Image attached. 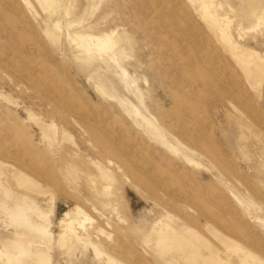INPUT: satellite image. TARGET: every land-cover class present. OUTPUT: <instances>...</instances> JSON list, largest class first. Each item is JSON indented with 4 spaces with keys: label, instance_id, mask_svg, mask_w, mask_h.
<instances>
[{
    "label": "rangeland",
    "instance_id": "obj_1",
    "mask_svg": "<svg viewBox=\"0 0 264 264\" xmlns=\"http://www.w3.org/2000/svg\"><path fill=\"white\" fill-rule=\"evenodd\" d=\"M155 1L58 0L50 12L42 8L40 0H0V163L23 162L30 173L40 175L43 189L49 188L43 195L26 191L10 174L2 175L1 180L9 179L12 187L25 190L36 200L46 216L33 212L32 217L42 223L46 220L56 237L58 219L69 207L85 205L93 216L91 208L96 206L103 213L98 241L124 264H180L166 262L164 257L183 254L182 250L166 252L156 246L158 231L168 224L189 225L218 244L216 235L209 233L227 234L242 247L228 264H241L238 256L250 251L255 256L246 257L248 264H264V78L261 85L248 82L244 70L225 49L227 42L211 31L212 26H219L232 40L264 55V22L246 20V0H206L220 17L217 22L207 19L201 7L204 0ZM56 22L59 27H54ZM104 32L113 33L114 48L105 55L95 50L93 58H88L79 46L78 33ZM205 52L214 54L219 62L199 64L196 56ZM119 64L126 68L127 78ZM217 70L224 71L230 84L214 75ZM58 88L60 93L55 91ZM52 122L57 131L48 136L41 123ZM63 130L73 135L77 147L69 139L61 140ZM241 143L246 146L244 152ZM95 161L115 175V182L100 180ZM88 171L95 176L89 177ZM183 192L188 194L186 199ZM0 198L12 203L1 192ZM0 208V264H8L3 242L16 237L17 225ZM186 235L191 233L186 231ZM56 240L53 252L55 260L62 259L61 264H108L107 255L97 256L87 240L73 242L71 257L67 254L71 240L64 246ZM10 250L16 248L10 246ZM198 251L208 252L203 246ZM29 259L26 255L23 262ZM200 260L193 262L200 264Z\"/></svg>",
    "mask_w": 264,
    "mask_h": 264
},
{
    "label": "bare ground",
    "instance_id": "obj_2",
    "mask_svg": "<svg viewBox=\"0 0 264 264\" xmlns=\"http://www.w3.org/2000/svg\"><path fill=\"white\" fill-rule=\"evenodd\" d=\"M39 1V0H38ZM155 1V0H154ZM166 1V0H165ZM168 1V0H167ZM166 1V2H167ZM172 1V0H171ZM40 2H42L43 4L41 5L42 8L47 7L49 8H56L58 5V0H40ZM156 2V1H155ZM169 2V1H168ZM175 2V1H174ZM180 2V1H178ZM25 3V2H24ZM29 3V2H28ZM182 3V2H181ZM64 4V3H63ZM170 4V2H169ZM29 5H31V3H29ZM168 5V3H167ZM246 6L244 7V12H245V16H246V20H248L250 23H259V22H264V5L262 4L261 0H246ZM26 6L27 3H26ZM40 6V8H41ZM44 6V7H43ZM64 6V5H63ZM173 6V5H172ZM211 5L208 3V1L204 0L203 4L201 5V7L203 8V11L206 13L207 15V19L212 21V22H217L218 19L220 17H218L217 13H215L214 11L210 10L209 7ZM214 6V5H213ZM30 7V6H28ZM162 7V6H161ZM170 7V6H169ZM32 8V6L30 7ZM34 8V7H33ZM32 8V9H33ZM172 8V7H171ZM201 8V9H202ZM46 8H44L45 10ZM160 8H157V10ZM183 9V8H182ZM46 11H48L46 9ZM171 11V10H170ZM168 11V12H170ZM43 12V10H42ZM51 12V11H50ZM241 12V11H240ZM36 13V12H35ZM44 13V12H43ZM171 13V12H170ZM54 14V13H53ZM184 14V13H183ZM38 15V14H37ZM186 15V14H184ZM181 15L180 16H183ZM10 17V16H9ZM23 17V16H22ZM38 17V16H37ZM226 16H224L225 18ZM12 18V16H11ZM18 18V17H17ZM187 21V20H185ZM190 21V20H188ZM203 21V20H202ZM29 22V21H28ZM31 22V21H30ZM179 22V21H178ZM204 22V21H203ZM32 23V22H31ZM60 23V22H58ZM58 23L56 22L54 27L58 26ZM191 23V21H190ZM179 24V23H178ZM187 24V23H186ZM189 24V23H188ZM54 25V23H53ZM226 25V24H225ZM60 26V24H59ZM58 26V27H59ZM182 26V24L180 25ZM186 26V25H185ZM31 27V26H29ZM184 27V26H183ZM189 27V26H187ZM207 27V26H206ZM211 27V26H210ZM207 27V28H210ZM228 27V24H227ZM186 28V27H185ZM184 28V29H185ZM32 29V28H29ZM59 30V28H57ZM61 29V28H60ZM229 29V28H228ZM210 30V29H209ZM214 31L215 33H220V37L225 40L227 43L225 45V49L230 53V55L236 59L237 64L242 68L243 74H246V77L248 79V82L253 83L255 82L256 84L261 85V81L264 78V55L257 49H251L248 48L247 46H245V44L243 43H239L236 42L234 40L231 39V36L226 33L223 29H221L219 26L216 28L214 26H212L211 31ZM241 31V30H240ZM186 32V31H185ZM237 32V30H236ZM115 33V31L113 32ZM111 32H104V33H98V34H93V33H78V38L80 39V47L82 49V47L84 48V50L88 53V58H93L94 56V51L98 50L99 53L101 54H106L108 51H110L111 49L114 48L115 44H116V40L112 37ZM47 35V34H46ZM52 35V34H51ZM178 35H180L178 33ZM77 36V35H76ZM177 36V35H176ZM38 37V36H37ZM54 37V36H53ZM77 38V39H78ZM215 38V36H214ZM240 38V37H239ZM40 39L41 36H40ZM190 39V38H189ZM45 41V40H43ZM72 41L74 42V39H72ZM217 41V40H216ZM76 42V40H75ZM220 42V41H219ZM188 44V43H187ZM77 45V46H78ZM189 46V45H187ZM192 47V46H190ZM189 47V48H190ZM214 47V46H213ZM213 47H209V48H213ZM166 49V48H165ZM192 49H194L192 47ZM201 50V49H200ZM210 50V49H209ZM213 50V49H212ZM46 51V50H45ZM192 51V50H191ZM211 51V50H210ZM49 52V51H48ZM194 52V50H193ZM192 52V53H193ZM215 52V51H214ZM44 53V52H43ZM46 53V52H45ZM191 53V54H192ZM199 53V51H198ZM195 54V52H194ZM52 55V54H51ZM224 56V55H223ZM196 61L202 65L203 61H214V62H219V60L216 61V57L213 55H208L206 52L202 53V54H198L196 56ZM50 58V57H49ZM112 60H115V56H111L110 57ZM1 59V58H0ZM48 59V57H47ZM51 59V58H50ZM49 59V60H50ZM53 59V58H52ZM51 59V60H52ZM55 63H57L55 61ZM226 63H228V61H226ZM8 64V63H7ZM6 64V65H7ZM212 64V63H211ZM183 65V64H182ZM19 66V65H18ZM40 66V64H39ZM51 66V65H50ZM179 66V65H178ZM177 66V67H178ZM218 66V64L216 65ZM21 67V66H20ZM26 67V66H25ZM119 67L122 71V74L124 75L125 78L128 77V72L126 70V68H124L123 66H121L119 64ZM184 67V65L182 66ZM198 67V66H197ZM203 69V66H201ZM11 68V67H10ZM13 68V67H12ZM55 68V67H54ZM20 69V68H19ZM19 69H17L19 71ZM27 69V68H26ZM29 69V68H28ZM56 69V68H55ZM188 69V68H187ZM200 69V68H199ZM13 70V69H12ZM191 70V69H190ZM20 72V71H19ZM65 72V71H64ZM63 72V73H64ZM194 72V71H193ZM204 72V71H203ZM202 72V73H203ZM212 72V71H211ZM224 72V71H223ZM223 72H219V70H217L216 74H214L215 76H217L219 78L220 81L222 82H226L229 83L226 79L227 76H224ZM62 72H60L61 74ZM215 73V72H214ZM20 74V73H19ZM27 76V75H26ZM30 76V75H29ZM59 76V75H58ZM63 76V75H60ZM59 76V77H60ZM209 76V75H207ZM206 76V77H207ZM71 77V76H70ZM29 78V77H28ZM42 78V76H41ZM35 79V78H34ZM37 79V78H36ZM63 79V78H62ZM72 79V78H71ZM26 80V79H25ZM38 80V79H37ZM230 80V79H229ZM39 81V80H38ZM231 81V80H230ZM35 82V81H33ZM37 82V81H36ZM40 82V81H39ZM51 82V81H49ZM48 82V83H49ZM61 81H59L60 83ZM73 82V81H72ZM56 83V81H55ZM63 83V82H61ZM60 83V84H61ZM33 84V83H31ZM35 84V83H34ZM52 84V83H51ZM50 84V85H51ZM230 84V83H229ZM41 85V84H39ZM227 85V84H226ZM75 86V85H74ZM245 86V85H244ZM36 87V86H35ZM66 87H68L66 85ZM78 87V86H76ZM75 87V88H76ZM189 87V86H188ZM237 87V86H236ZM51 88V87H50ZM56 88V87H54ZM48 89V88H47ZM78 89V88H77ZM246 89V88H245ZM58 90V91H57ZM55 90L56 92H59V88ZM231 90V89H230ZM234 90V88H233ZM247 90V89H246ZM54 91V92H55ZM63 91V90H62ZM248 91V90H247ZM219 92V91H218ZM224 92V91H223ZM222 92V93H223ZM60 93V92H59ZM58 93V94H59ZM74 93V92H73ZM187 93V92H186ZM219 93V94H222ZM190 94V92H189ZM233 94V92H232ZM238 94V93H237ZM2 95V94H1ZM55 95V94H53ZM57 95V93H56ZM61 95H64L61 93ZM191 95V94H190ZM225 95V94H222ZM9 96V95H8ZM8 96H6L5 99L8 98ZM75 96V95H74ZM65 97V95H64ZM197 98V97H196ZM59 99V98H58ZM63 99V97H62ZM70 99V98H68ZM14 100V98H13ZM57 100V99H56ZM242 100V99H241ZM9 101V99L7 100ZM71 101V100H70ZM198 101V100H197ZM243 101V100H242ZM246 101V100H245ZM11 102V101H10ZM57 102V101H56ZM64 102V100H63ZM63 102L61 105H63ZM69 102V101H68ZM199 102V101H198ZM241 102V101H240ZM248 102V101H247ZM49 105L50 102H48ZM73 103V102H71ZM242 103V102H241ZM11 104V103H10ZM17 104V103H16ZM65 104V102H64ZM151 104V103H150ZM15 105V104H13ZM52 105H55L54 102ZM66 105V104H65ZM64 105V106H65ZM74 105V104H73ZM19 106V105H17ZM76 107V105H74ZM232 106V105H231ZM255 106V105H254ZM52 107V106H50ZM235 107V112H238V109L236 106ZM54 108V106H53ZM57 108V107H56ZM63 109V106L61 107ZM66 108V107H65ZM92 108V107H91ZM67 109V108H66ZM79 109V108H78ZM234 109V108H232ZM60 110V109H59ZM80 110V109H79ZM87 110V109H86ZM88 111V110H87ZM87 111H85L87 113ZM263 111V110H262ZM59 112V111H58ZM63 112V111H62ZM72 112V111H71ZM135 112L138 114H141L140 111L138 109H135ZM259 112V111H258ZM84 113V112H83ZM186 113V112H185ZM206 113V112H205ZM240 113V112H239ZM30 114V113H29ZM33 114V113H32ZM65 114V113H64ZM78 114H80L78 112ZM254 114H256L254 112ZM259 114H261L259 112ZM263 114V113H262ZM261 114V115H262ZM76 115V114H75ZM82 115V114H81ZM93 115V114H92ZM243 115V114H242ZM248 115V114H247ZM103 116V115H102ZM192 116V115H191ZM31 118V116H29ZM101 117V116H100ZM242 117V116H241ZM33 118V117H32ZM31 118V119H32ZM37 118V117H36ZM35 118V119H36ZM94 118V117H93ZM97 118V117H96ZM96 118H94V120H96ZM103 118V117H102ZM204 118V117H203ZM241 119V118H240ZM93 120V121H94ZM197 120V119H196ZM38 121V120H37ZM78 122V120H76ZM249 121V120H248ZM259 121V120H257ZM150 122V121H149ZM183 122V121H182ZM238 122H241V120L238 119ZM201 123V122H199ZM211 123V122H210ZM43 126H45L46 131H48L49 133L47 134L49 135H55L56 131H57V125L52 122L49 124H44L41 123ZM150 125L153 126V129L157 130V127L155 125H153L150 122ZM198 125V124H197ZM80 126V125H79ZM85 126V125H84ZM200 126V125H199ZM241 126V125H240ZM103 128V127H102ZM117 128V127H116ZM115 128V130H116ZM86 129V128H85ZM188 129V128H187ZM245 129V128H244ZM104 130V129H103ZM205 130V129H204ZM112 131V130H110ZM207 131V130H206ZM247 131V130H245ZM250 132V130H248ZM119 132V131H118ZM248 132V133H249ZM47 133V132H46ZM111 133V132H110ZM109 133V134H110ZM261 133V132H260ZM90 134V133H89ZM250 134V133H249ZM263 134V133H262ZM261 134V136H262ZM2 135V134H1ZM115 135V134H114ZM35 136V135H34ZM47 136V137H48ZM62 139L65 138V141H68V139L71 142L73 141V135L71 133H69L67 130H63L62 131ZM98 136V134H97ZM100 136V135H99ZM113 136V135H111ZM117 136V135H115ZM119 136V135H118ZM121 136V133H120ZM251 136V135H250ZM259 136V137H258ZM256 136L260 139V135ZM33 138V136H31ZM101 137V136H100ZM242 137L245 138L244 134H242ZM121 138V137H120ZM120 138H116V140H119ZM255 138V136H254ZM35 139V138H34ZM176 139V138H175ZM181 139V138H180ZM246 139V138H245ZM251 139V138H249ZM257 139V140H259ZM47 140V139H46ZM183 140V139H181ZM211 141V140H210ZM247 141V140H246ZM261 141V140H260ZM74 142V141H73ZM72 142V143H73ZM116 142V141H115ZM120 142V141H119ZM125 142V141H124ZM178 142V141H177ZM34 143V141H33ZM126 143V142H125ZM179 143V142H178ZM71 144V143H70ZM132 144V143H131ZM130 144V145H131ZM31 145V144H30ZM73 145V144H72ZM129 145V144H127ZM135 145V143H134ZM182 145V144H181ZM12 146V145H11ZM36 146V145H35ZM74 146L77 147V145H75L74 142ZM8 147V146H7ZM10 147V146H9ZM13 147V146H12ZM121 147V146H120ZM216 147V146H215ZM240 149L242 152H244L246 146L245 144L241 143L239 145ZM263 147V146H262ZM39 148V147H36ZM61 148V147H60ZM123 148V147H122ZM255 148V147H254ZM25 149V147H24ZM118 149V148H117ZM134 149L131 146V150ZM217 149V148H216ZM38 150V149H37ZM189 150V149H188ZM200 150V149H199ZM4 151V149L2 150ZM1 151V152H2ZM39 151V150H38ZM129 151V150H128ZM217 151V150H216ZM263 150H261L262 152ZM13 152V151H12ZM10 152V153H12ZM16 152V151H15ZM40 152V151H39ZM43 152V151H41ZM131 152V151H129ZM133 152V151H132ZM9 153V151H8ZM9 153V154H10ZM44 153V152H43ZM42 153V154H43ZM137 153V152H134ZM207 153V150H206ZM16 154V153H15ZM221 154V153H220ZM4 155V153H3ZM2 155V157H3ZM7 155V154H6ZM18 155V154H17ZM45 155V153H44ZM129 155V154H128ZM10 157H12L13 155H9ZM19 156V155H18ZM21 156V154H20ZM26 156V155H24ZM46 156V155H45ZM264 156V155H263ZM262 156V157H263ZM6 157V156H5ZM22 157V156H21ZM33 157V156H32ZM130 157V156H129ZM223 158V156H221ZM220 157V158H221ZM19 158V157H18ZM131 158V157H130ZM143 158V157H142ZM8 159V158H7ZM12 160V158H10ZM45 159V157H44ZM43 159V160H44ZM134 159V158H133ZM184 159L186 160V158L184 157ZM224 159V158H223ZM126 160V159H125ZM148 161V159L145 158V161ZM261 160V159H260ZM18 161V160H17ZM50 161V160H49ZM141 161V160H140ZM144 161V162H145ZM187 162H189L188 160H186ZM213 161V160H212ZM223 161V160H222ZM227 161V160H226ZM225 161V162H226ZM35 162V161H33ZM126 162V161H125ZM135 162H138L137 159ZM143 162V163H144ZM21 163V162H20ZM30 163V162H29ZM28 163V164H29ZM32 163V162H31ZM50 163V162H49ZM140 163V162H139ZM262 163V162H261ZM259 163V164H261ZM141 164V163H140ZM216 164V163H215ZM226 164H230V163H226ZM26 165V164H25ZM30 166H32L33 164H29ZM95 168L98 169V176L101 179H105V181L107 182L108 180H113L115 178V175L113 173H111V171L104 167L99 161H95L94 162ZM142 165V164H141ZM140 165V167H141ZM144 165V164H143ZM262 165V164H261ZM27 166V165H26ZM145 166V165H144ZM143 166V167H144ZM147 166V165H146ZM229 166V165H228ZM43 167V165H42ZM30 168V167H29ZM34 168V165H33ZM71 168V167H70ZM147 168V167H146ZM150 168V167H149ZM232 168V167H231ZM241 168V167H240ZM74 169V168H73ZM142 169V168H139ZM144 169V168H143ZM148 169V168H147ZM145 170V169H144ZM33 171V170H32ZM42 171V170H41ZM147 171V170H146ZM43 172V171H42ZM49 172V171H48ZM154 173V171H152ZM237 172V171H236ZM47 172H44V174ZM51 173V172H49ZM7 174L13 177L15 183L17 185H19L20 187H22L23 189L27 190H34L35 192H37L38 194L41 193H45L46 192V187L43 189L42 185H41V181H39L40 177L38 178L37 176L40 175H34L33 173H30L24 166V163L22 162V164L18 165V164H13V163H6V162H1L0 163V192L4 195V198H10L12 200V203H9L7 200L5 199H1L0 198V205L2 207V210H4L10 217L11 220H13L12 222H14V224L16 223L17 228H16V237L15 238H10V239H5L4 243V247H6V252L5 255L7 256V263L10 264L12 262H17V263H21L23 262V257L24 256H29L30 259L26 262H23V264H61L62 259L58 258L57 260H55V256H54V252H53V246L55 243V239L57 245L59 246H64L68 244V241L71 240V244L67 246V254L69 257L72 256L71 250H72V245L74 241H82V240H87L89 241V243L92 245V247L94 248L96 255L100 256L102 254H106L107 256V262L108 264H124L122 261H120L119 259H117L116 255L114 253H112V251L105 249L102 245V243H100L98 241V235L103 232V227L100 224V220L102 218L103 213L100 212V210L94 206L91 208V213L93 214V216L88 212V210L86 208H84V206L82 207L79 203L74 204L73 206L69 207V209L67 211H65L63 213V215L58 219V225L60 226V231L57 234V237L54 236V234L50 231L49 226L45 222H39L37 219H34L31 215V213H36L38 215V217H45L46 215H44V213L39 210V208L35 205V199H33L28 192H26L25 190H18L15 187H12L11 184H9V179H7V183L6 184L5 181L1 180V176ZM39 174V173H38ZM48 174V173H47ZM88 176L92 177L95 176L94 173L92 171H88ZM147 174V173H146ZM152 174V173H151ZM155 174V173H154ZM224 174V173H223ZM239 174V173H238ZM242 175V174H241ZM9 176V177H10ZM157 176V175H155ZM179 176V175H178ZM8 177V178H9ZM88 177V178H89ZM180 177V176H179ZM228 177V176H227ZM43 179V177H41ZM157 178V177H156ZM241 179V177H239ZM99 179V178H98ZM173 179V178H172ZM243 179V178H242ZM158 180V178H157ZM247 180V179H246ZM44 181V180H43ZM49 181V180H46ZM159 181H163V180H159ZM258 181V180H257ZM91 182H93V180H91ZM110 183H112V181H109ZM158 182V181H157ZM160 182V183H161ZM51 183V182H50ZM55 183V182H54ZM59 183V182H58ZM56 183V184H58ZM164 183V182H162ZM173 183V182H172ZM260 183V181H259ZM264 183V182H261ZM93 184V183H92ZM171 184V183H170ZM248 184V183H247ZM48 185V184H47ZM60 185V184H59ZM128 185V184H127ZM163 185V184H162ZM129 186V185H128ZM152 186V184H151ZM127 187V186H126ZM154 188H158L159 186H154ZM169 187V186H168ZM166 187V188H168ZM56 188V186H55ZM63 188H65L63 186ZM153 188V189H154ZM62 189V188H61ZM60 189V190H61ZM165 189V188H164ZM52 190V189H51ZM159 190V189H158ZM173 190V189H171ZM260 190V189H259ZM63 191V190H62ZM168 193L169 189L167 190ZM257 191V189L255 190ZM64 192V191H63ZM67 192V191H66ZM173 192V191H172ZM51 193V192H48ZM174 193V192H173ZM46 194V193H45ZM43 194V195H45ZM67 194V193H66ZM184 194V192H183ZM182 194V195H183ZM232 194V193H231ZM69 195V194H68ZM216 195V194H215ZM218 195V193H217ZM174 196V195H173ZM185 196H188V194H184V199H186ZM220 196V195H218ZM114 197V196H112ZM55 194L52 193L51 194V203L54 204L55 203ZM182 198V197H181ZM75 200V199H74ZM117 200V199H116ZM115 200V201H116ZM165 200V199H164ZM217 201V200H216ZM77 202V199H76ZM148 202V201H147ZM189 202V201H188ZM82 203V202H81ZM116 204V203H115ZM83 205V204H82ZM192 205V204H191ZM177 206V203L176 205ZM232 206V205H231ZM199 207V205L197 206ZM115 209L117 207H114ZM175 208V207H174ZM1 209V208H0ZM177 209V208H176ZM230 209V208H229ZM178 210V209H177ZM223 210V209H222ZM232 210V209H231ZM225 211V210H224ZM180 212V211H179ZM203 212V211H202ZM232 211H230L231 213ZM234 212V211H233ZM213 213V212H212ZM118 214V213H117ZM205 214V213H204ZM216 214V213H214ZM228 214V213H227ZM207 215V214H206ZM121 220L120 215H117ZM237 216V215H236ZM209 217V216H208ZM212 217V216H211ZM190 218V217H189ZM214 218V217H213ZM230 218V217H229ZM194 219V218H193ZM211 219V218H210ZM241 219H245L242 218ZM123 220V219H122ZM231 220V218L229 219ZM238 220V218H237ZM86 221H90L89 225H85ZM214 221V219H213ZM215 222V221H214ZM218 223V222H216ZM242 224V223H241ZM166 225V224H165ZM208 225V224H207ZM78 226V227H77ZM108 226V225H107ZM168 228L167 229H163L161 231H158V236L156 237V246L159 247L160 249H162L163 251L169 252L170 250L173 249H180L182 250L183 254H170L168 255V257H164L166 262H171V263H175V262H180V264H196V262L194 263L193 260H197L198 258H201V263L200 264H228V261L231 257L232 254L236 255V254H240L242 247L240 245L239 242H237L236 240H234L233 238H230L229 236H227V234H223L217 230H215V234L214 233H209V234H213L210 236L216 235L215 237L218 238V241L220 244L213 242L212 240H210L208 237H205L202 233H200V231L196 230L195 228L186 225V224H182L180 227H173L170 226L168 224ZM211 226V225H210ZM225 226V225H224ZM110 227V226H109ZM209 227V226H207ZM229 227V225H228ZM78 228H80V230H78ZM197 228V227H196ZM227 228V227H226ZM247 228V227H246ZM107 229V228H106ZM109 229V228H108ZM116 230V229H115ZM227 230V229H225ZM238 230V229H237ZM107 231V230H106ZM186 231H188L189 233H191V235L187 236L186 235ZM228 232V231H227ZM226 232V233H227ZM231 232V231H230ZM105 233V232H104ZM237 233V232H236ZM244 233V232H242ZM232 234V233H231ZM108 235V234H107ZM111 235V234H110ZM109 235V236H110ZM248 235V234H247ZM120 236V235H119ZM251 236V235H249ZM107 237V236H106ZM118 237V236H117ZM214 237V238H215ZM237 237V236H235ZM95 238V240H94ZM108 238V237H107ZM254 238V237H253ZM260 238V237H259ZM110 239V238H109ZM242 239V238H239ZM255 239V238H254ZM261 239V238H260ZM250 240V239H249ZM244 241V240H243ZM254 240H252L253 242ZM126 242V241H125ZM130 242V241H129ZM128 242V243H129ZM249 242V241H248ZM127 243V242H126ZM125 244V243H124ZM131 244V242H130ZM128 245V244H127ZM260 245V244H259ZM10 246H13L14 248H16V251L13 252L10 250ZM123 246V244L121 245ZM199 246H203L205 247L208 252L207 253H201L198 251V247ZM254 246V245H253ZM119 247V246H117ZM133 247V246H132ZM260 247V246H259ZM264 248V247H262ZM126 249V248H125ZM128 250V249H127ZM169 250V251H168ZM244 250V249H243ZM248 250V249H246ZM178 251V250H177ZM249 251V250H248ZM131 252V251H130ZM137 252V251H136ZM264 252V251H263ZM65 253V252H64ZM62 253V254H64ZM125 253V252H124ZM163 253V252H161ZM61 254V255H62ZM126 254V253H125ZM140 254V253H139ZM127 255V254H126ZM242 255V254H241ZM245 255V254H244ZM243 255V256H244ZM141 256V254H140ZM237 256V255H236ZM248 256H255L254 253L252 251L248 252L244 257L242 256H238L239 257V261L241 262V264H248V261H246V257ZM124 257V256H123ZM138 257V256H137ZM264 257V256H263ZM128 258V257H127ZM136 258L135 256L133 257V259ZM252 258V257H251ZM258 258V257H257ZM123 259V258H121ZM130 259V258H129ZM137 259V258H136ZM255 259V258H254ZM259 259V258H258ZM260 260V259H259ZM258 260V261H259ZM56 261V263H54ZM128 261V260H127ZM134 261V260H133ZM132 261V262H133ZM131 262V261H130ZM143 262V261H141ZM182 262V263H181ZM148 263V262H147ZM259 263V262H258ZM134 264V263H133ZM137 264V263H135ZM198 264V263H197Z\"/></svg>",
    "mask_w": 264,
    "mask_h": 264
}]
</instances>
